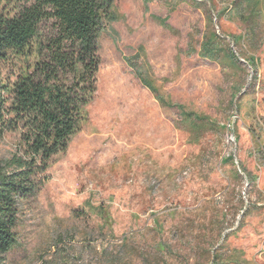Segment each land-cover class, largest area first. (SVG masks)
Returning a JSON list of instances; mask_svg holds the SVG:
<instances>
[{
	"label": "rangeland",
	"instance_id": "rangeland-1",
	"mask_svg": "<svg viewBox=\"0 0 264 264\" xmlns=\"http://www.w3.org/2000/svg\"><path fill=\"white\" fill-rule=\"evenodd\" d=\"M261 3L262 18L248 0H114L85 119L21 203L1 264H264ZM212 32L240 39H226L234 67L199 54ZM142 78L218 128L193 141ZM18 144L4 134L0 166Z\"/></svg>",
	"mask_w": 264,
	"mask_h": 264
},
{
	"label": "trees",
	"instance_id": "trees-1",
	"mask_svg": "<svg viewBox=\"0 0 264 264\" xmlns=\"http://www.w3.org/2000/svg\"><path fill=\"white\" fill-rule=\"evenodd\" d=\"M250 1L258 4L262 18L261 0ZM113 3L0 0V65L12 64L11 75L0 78V139L5 133L19 135L18 152L0 166V264L15 247L21 203L45 184L52 157L66 150L85 119L97 90L99 36L114 20ZM207 20L211 23V16ZM227 38L242 47L240 39L212 32L199 54L222 68L234 67L237 57ZM142 83L161 107H177L180 119L174 127L187 131L193 141L218 128L208 115L166 101L151 83L143 78Z\"/></svg>",
	"mask_w": 264,
	"mask_h": 264
}]
</instances>
